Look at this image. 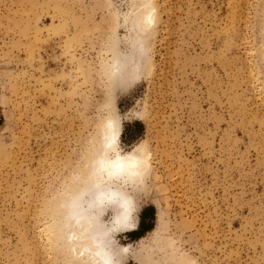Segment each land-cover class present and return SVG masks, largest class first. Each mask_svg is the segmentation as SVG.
Segmentation results:
<instances>
[{
  "label": "rangeland",
  "instance_id": "obj_1",
  "mask_svg": "<svg viewBox=\"0 0 264 264\" xmlns=\"http://www.w3.org/2000/svg\"><path fill=\"white\" fill-rule=\"evenodd\" d=\"M106 100L151 149L128 264H264V0H0V264H76L59 217Z\"/></svg>",
  "mask_w": 264,
  "mask_h": 264
},
{
  "label": "clouds",
  "instance_id": "obj_2",
  "mask_svg": "<svg viewBox=\"0 0 264 264\" xmlns=\"http://www.w3.org/2000/svg\"><path fill=\"white\" fill-rule=\"evenodd\" d=\"M113 112L108 101L96 112L92 125V138L88 146L92 157L91 166L99 174L90 204L91 211L99 217L101 227L110 241V253L103 264H128L124 257L131 244L122 245L120 234L133 231L128 224L138 226L140 206L136 203L133 189L146 184L151 174V149L143 139L130 148L121 144L123 121L139 119L130 112L123 117L119 114L116 101ZM123 229V230H122Z\"/></svg>",
  "mask_w": 264,
  "mask_h": 264
},
{
  "label": "bare ground",
  "instance_id": "obj_3",
  "mask_svg": "<svg viewBox=\"0 0 264 264\" xmlns=\"http://www.w3.org/2000/svg\"><path fill=\"white\" fill-rule=\"evenodd\" d=\"M147 5L142 3L136 9V12L146 9L141 12L142 15L137 22V27L142 31L149 30L155 22L154 9L147 8ZM114 71H119V68L116 67ZM98 182L99 174L96 173L94 166H91L90 171L82 175L79 184L71 188L67 195L68 199L62 202L65 212L62 211L63 214L61 213L59 217L60 236L64 237L65 245L76 264H103L106 255L110 253L109 246L114 244L101 227L99 217L89 207ZM125 227H133L136 230L135 224L130 223ZM128 255L129 250L124 257L125 260Z\"/></svg>",
  "mask_w": 264,
  "mask_h": 264
},
{
  "label": "trees",
  "instance_id": "obj_4",
  "mask_svg": "<svg viewBox=\"0 0 264 264\" xmlns=\"http://www.w3.org/2000/svg\"><path fill=\"white\" fill-rule=\"evenodd\" d=\"M154 217V212L152 207H147L142 210L141 216H140V222H139V230L132 231L129 235V237L134 238H140L142 237L143 233L148 230V227L146 226L145 222L147 219H152Z\"/></svg>",
  "mask_w": 264,
  "mask_h": 264
}]
</instances>
